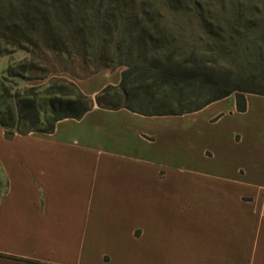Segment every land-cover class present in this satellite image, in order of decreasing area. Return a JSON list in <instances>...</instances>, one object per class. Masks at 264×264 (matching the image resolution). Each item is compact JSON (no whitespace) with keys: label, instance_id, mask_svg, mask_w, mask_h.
Returning a JSON list of instances; mask_svg holds the SVG:
<instances>
[{"label":"crops","instance_id":"1","mask_svg":"<svg viewBox=\"0 0 264 264\" xmlns=\"http://www.w3.org/2000/svg\"><path fill=\"white\" fill-rule=\"evenodd\" d=\"M120 78L70 80L94 99ZM244 97L0 129V264H264V96Z\"/></svg>","mask_w":264,"mask_h":264},{"label":"trees","instance_id":"2","mask_svg":"<svg viewBox=\"0 0 264 264\" xmlns=\"http://www.w3.org/2000/svg\"><path fill=\"white\" fill-rule=\"evenodd\" d=\"M168 2L172 11L180 9ZM160 7L157 0H0V59L10 61L0 78V129L5 139L52 133L58 121L79 120L94 105L147 117L183 116L230 95L242 112L245 94L264 96V77L248 75L232 87L217 82L223 87L204 97L207 87L195 84L205 70L204 55L194 49L181 59L184 53L175 47ZM205 7L195 0L190 9L202 18L200 24L211 5ZM120 33L122 41L114 48ZM98 38L103 44L98 56L78 55ZM17 52L25 56L14 61ZM125 56V63L116 61ZM69 63L94 69L80 78L66 67ZM112 66L125 67L119 84L104 87L94 99L59 76L86 79ZM17 80L45 83L20 88ZM4 190L0 188V196Z\"/></svg>","mask_w":264,"mask_h":264},{"label":"rangeland","instance_id":"3","mask_svg":"<svg viewBox=\"0 0 264 264\" xmlns=\"http://www.w3.org/2000/svg\"><path fill=\"white\" fill-rule=\"evenodd\" d=\"M194 1L172 0L173 4L180 6L177 11L170 9L172 3L168 0H157V3L161 6L164 19L171 27L175 47L180 48L184 53L181 59L187 58L194 49L204 55L205 70H200L202 74L195 81V84L203 83L207 87L204 97L214 95L218 89H221L220 87H223L222 84L220 86L216 84L217 82L223 81L226 87H232L239 85L238 83L248 75L264 77V50L260 49L264 46V0H200L203 8L211 5L206 12L203 11L204 23L201 24V17L190 10L194 6ZM132 13L133 10H130L128 15ZM218 23L221 25H219L221 30ZM122 38L121 33L116 35L114 48L118 47L117 44ZM102 45V40L98 38L86 51L78 50V55H83L85 52L87 56H98ZM120 54L123 53H119L118 56ZM24 56L23 52H17L13 59L17 61ZM127 58V56L117 58L116 61L125 63ZM9 62V57L0 59V78ZM66 67L80 78L87 76L94 69L70 63ZM112 67L103 70L125 69L124 66ZM59 76L74 78L67 74ZM16 83L20 88H24L35 87L45 82L17 80ZM2 187L3 183H0V188Z\"/></svg>","mask_w":264,"mask_h":264}]
</instances>
